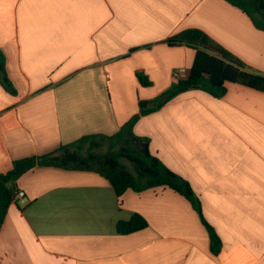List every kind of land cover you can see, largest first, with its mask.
I'll return each mask as SVG.
<instances>
[{"label":"crops","instance_id":"crops-1","mask_svg":"<svg viewBox=\"0 0 264 264\" xmlns=\"http://www.w3.org/2000/svg\"><path fill=\"white\" fill-rule=\"evenodd\" d=\"M199 29L264 74V31L225 0H0V174L90 134L113 135L185 77L195 50L166 41ZM145 74L150 86L136 76ZM193 89L143 116L134 132L187 180L221 240L169 188L117 197L88 171L35 167L19 177L0 230V264H264V93L227 83ZM133 214L144 230L120 235Z\"/></svg>","mask_w":264,"mask_h":264},{"label":"trees","instance_id":"trees-1","mask_svg":"<svg viewBox=\"0 0 264 264\" xmlns=\"http://www.w3.org/2000/svg\"><path fill=\"white\" fill-rule=\"evenodd\" d=\"M238 8L252 21L255 28L264 31V0H225ZM167 44L185 45L195 50L192 66L185 77L176 78L171 86L158 97L140 100L138 113L130 118L113 135L90 134L69 143L61 144L54 151L15 160L12 167L0 174V230L8 209L14 202L15 183L21 175L35 167H54L69 171H88L104 177L117 197L127 190L137 193L154 188H169L184 196L197 211L202 224L209 233L211 251L218 254L221 240L214 228L205 220L201 202L190 183L167 168L150 151V140L135 134L134 126L143 117L159 111L178 95L189 90H202L214 98H222L227 93V83L240 84L264 93V74L251 71L240 60L217 45L206 33L199 29H187L166 41ZM142 86H150L149 78L136 73ZM0 83L6 91L16 90L8 78L6 61L0 50ZM124 162L132 167L130 171ZM148 227V222L140 214H133L127 221H118L116 231L129 235Z\"/></svg>","mask_w":264,"mask_h":264},{"label":"built area","instance_id":"built-area-1","mask_svg":"<svg viewBox=\"0 0 264 264\" xmlns=\"http://www.w3.org/2000/svg\"><path fill=\"white\" fill-rule=\"evenodd\" d=\"M175 77L176 78H179L180 77V73H178V72H176L175 73ZM24 196V192H22V191H17L16 193H15V196H14V201H17L18 199H20V198H22Z\"/></svg>","mask_w":264,"mask_h":264},{"label":"rangeland","instance_id":"rangeland-1","mask_svg":"<svg viewBox=\"0 0 264 264\" xmlns=\"http://www.w3.org/2000/svg\"><path fill=\"white\" fill-rule=\"evenodd\" d=\"M160 94H161V93H160ZM160 94H159V95H160ZM159 95H158V96H159ZM124 164L127 166V168H128L130 171H133V170H132V167H130V165H129L128 163L124 162Z\"/></svg>","mask_w":264,"mask_h":264}]
</instances>
